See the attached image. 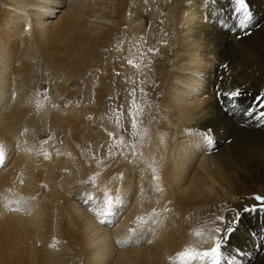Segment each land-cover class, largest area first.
<instances>
[{"label": "bare ground", "instance_id": "bare-ground-1", "mask_svg": "<svg viewBox=\"0 0 264 264\" xmlns=\"http://www.w3.org/2000/svg\"><path fill=\"white\" fill-rule=\"evenodd\" d=\"M0 160V264H264V0H0Z\"/></svg>", "mask_w": 264, "mask_h": 264}, {"label": "snow or ice", "instance_id": "snow-or-ice-1", "mask_svg": "<svg viewBox=\"0 0 264 264\" xmlns=\"http://www.w3.org/2000/svg\"><path fill=\"white\" fill-rule=\"evenodd\" d=\"M238 3L243 6L244 4V0H238ZM224 67H227L226 65H224ZM239 91L238 90H233L230 93H225V95L230 96L232 98H235L239 95ZM133 128H135V122H133ZM3 161L0 160V163H2ZM254 199L256 201L259 202V207L264 210V196L261 195H256L254 197ZM108 205L109 207H111V203L110 200L108 201ZM217 219H220V217H217ZM218 230V229H217ZM182 258H186L188 260H195L198 257H203V258H212L213 259V264H215V259L218 258L219 256V242H215V246H213L210 250H206V251H197V252H192L191 250H185V252H182L181 254Z\"/></svg>", "mask_w": 264, "mask_h": 264}, {"label": "rangeland", "instance_id": "rangeland-1", "mask_svg": "<svg viewBox=\"0 0 264 264\" xmlns=\"http://www.w3.org/2000/svg\"><path fill=\"white\" fill-rule=\"evenodd\" d=\"M248 14H251V13H248ZM245 20H247L246 19V17H244V19H243V21H244V23H246L245 22ZM234 21L236 22V21H240V18H237V20H236V18H234ZM241 23H243V22H241ZM241 30V29H240ZM42 82V84L43 85H45L46 83H45V80H41ZM45 90H46V88H42V89H40L39 90V95H40V98H41V102H43V100L42 99H44V93H45ZM229 106V110L230 111H232V112H235L236 111V107L238 106L237 105V103L235 102V100H233V102H231V100H230V104L228 105ZM226 108L227 107H224L223 109H225L224 111L226 112L227 110H226ZM224 112V113H225ZM49 113L50 112H47V113H45V115L43 116V118H42V128H43V130H46L47 129V123H48V119H49ZM47 135V133H42V137H43V139H46V135ZM264 226V225H263Z\"/></svg>", "mask_w": 264, "mask_h": 264}]
</instances>
